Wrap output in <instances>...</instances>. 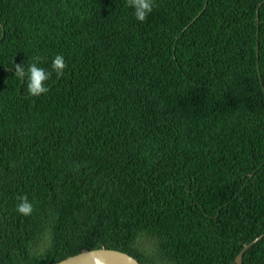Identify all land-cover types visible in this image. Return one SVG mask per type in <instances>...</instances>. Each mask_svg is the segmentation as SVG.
Wrapping results in <instances>:
<instances>
[{"label": "trees", "instance_id": "trees-1", "mask_svg": "<svg viewBox=\"0 0 264 264\" xmlns=\"http://www.w3.org/2000/svg\"><path fill=\"white\" fill-rule=\"evenodd\" d=\"M58 54L29 96L15 64ZM248 244L264 264V0H155L145 22L125 0H0V264H238Z\"/></svg>", "mask_w": 264, "mask_h": 264}, {"label": "clouds", "instance_id": "clouds-1", "mask_svg": "<svg viewBox=\"0 0 264 264\" xmlns=\"http://www.w3.org/2000/svg\"><path fill=\"white\" fill-rule=\"evenodd\" d=\"M126 6L133 9V15L139 22H145L155 7V0H125ZM36 62L28 65L27 69L21 64H15L14 75L20 80H26L27 93L31 97H39L49 91L46 82L52 77L53 73L57 78L64 74L67 67L64 57L56 55L50 65V70L39 67L40 58L36 57ZM20 203L16 206V211L29 216L33 212V204L26 195L18 197Z\"/></svg>", "mask_w": 264, "mask_h": 264}, {"label": "water", "instance_id": "water-1", "mask_svg": "<svg viewBox=\"0 0 264 264\" xmlns=\"http://www.w3.org/2000/svg\"><path fill=\"white\" fill-rule=\"evenodd\" d=\"M260 239L258 237L255 241ZM254 241V242H255ZM251 244L244 247V250L236 258L238 264H243V254ZM54 264H142L134 255L118 249L99 248L85 249L82 252L68 256Z\"/></svg>", "mask_w": 264, "mask_h": 264}]
</instances>
